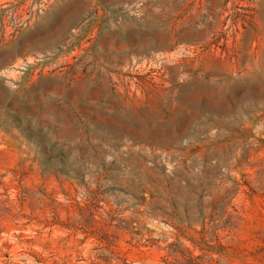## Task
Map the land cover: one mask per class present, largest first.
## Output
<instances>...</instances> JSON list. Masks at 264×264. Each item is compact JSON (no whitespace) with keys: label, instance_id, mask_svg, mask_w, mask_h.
I'll return each instance as SVG.
<instances>
[{"label":"rangeland","instance_id":"374dc122","mask_svg":"<svg viewBox=\"0 0 264 264\" xmlns=\"http://www.w3.org/2000/svg\"><path fill=\"white\" fill-rule=\"evenodd\" d=\"M0 264H264V0H0Z\"/></svg>","mask_w":264,"mask_h":264}]
</instances>
